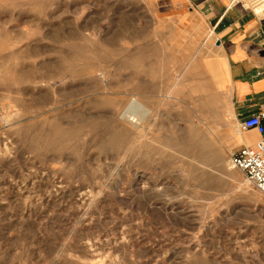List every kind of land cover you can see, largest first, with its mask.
Masks as SVG:
<instances>
[{
	"label": "rangeland",
	"instance_id": "374dc122",
	"mask_svg": "<svg viewBox=\"0 0 264 264\" xmlns=\"http://www.w3.org/2000/svg\"><path fill=\"white\" fill-rule=\"evenodd\" d=\"M178 6L0 0V264H264L217 43Z\"/></svg>",
	"mask_w": 264,
	"mask_h": 264
},
{
	"label": "crops",
	"instance_id": "0c3cea01",
	"mask_svg": "<svg viewBox=\"0 0 264 264\" xmlns=\"http://www.w3.org/2000/svg\"><path fill=\"white\" fill-rule=\"evenodd\" d=\"M172 1L202 18L215 38L219 88L230 98L238 123L234 148L264 140L257 129L241 128V122L257 114L264 103V18L238 0Z\"/></svg>",
	"mask_w": 264,
	"mask_h": 264
},
{
	"label": "built area",
	"instance_id": "2783aa9c",
	"mask_svg": "<svg viewBox=\"0 0 264 264\" xmlns=\"http://www.w3.org/2000/svg\"><path fill=\"white\" fill-rule=\"evenodd\" d=\"M242 130L257 129L264 133V103L260 111L241 122ZM231 164L241 170L264 198V140L254 146H243L231 154Z\"/></svg>",
	"mask_w": 264,
	"mask_h": 264
},
{
	"label": "bare ground",
	"instance_id": "6f19581e",
	"mask_svg": "<svg viewBox=\"0 0 264 264\" xmlns=\"http://www.w3.org/2000/svg\"><path fill=\"white\" fill-rule=\"evenodd\" d=\"M135 106L137 107H140V108H145V105L139 101V100H134V103H133ZM133 117V116H132Z\"/></svg>",
	"mask_w": 264,
	"mask_h": 264
}]
</instances>
